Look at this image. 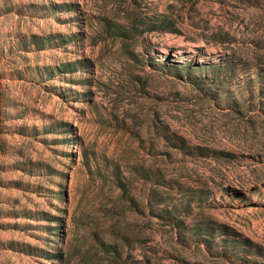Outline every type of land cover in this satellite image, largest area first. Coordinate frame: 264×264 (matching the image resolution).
<instances>
[{"label":"rangeland","instance_id":"1","mask_svg":"<svg viewBox=\"0 0 264 264\" xmlns=\"http://www.w3.org/2000/svg\"><path fill=\"white\" fill-rule=\"evenodd\" d=\"M0 264H264V0H0Z\"/></svg>","mask_w":264,"mask_h":264}]
</instances>
